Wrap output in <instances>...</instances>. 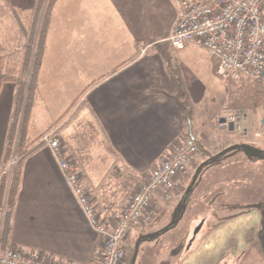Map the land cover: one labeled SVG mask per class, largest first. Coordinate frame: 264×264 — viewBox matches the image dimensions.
I'll return each instance as SVG.
<instances>
[{
	"label": "crops",
	"instance_id": "crops-1",
	"mask_svg": "<svg viewBox=\"0 0 264 264\" xmlns=\"http://www.w3.org/2000/svg\"><path fill=\"white\" fill-rule=\"evenodd\" d=\"M177 15L172 0H55L36 68L27 134L38 141L76 100L58 132L106 223L117 217L128 199L122 196L123 187L126 195L131 193L184 136L197 142L199 155L187 174L179 176L171 196H153L151 216L132 223L124 244L137 247L133 264L143 241L165 236L175 240L169 234L178 227L192 193L193 184L182 196L190 176L220 161L229 175L253 168L261 170L257 176L264 180V157L252 159L264 150L258 118L262 110L247 118L243 133L219 127L228 83L216 75L207 51L192 43L171 45ZM15 91L13 82L0 85V176ZM84 123L98 131L102 151L84 156L76 152L72 130L80 132ZM256 132L260 134L255 136ZM115 169L123 173L120 181ZM208 219L197 214L187 221L180 237L184 248L175 264H264L258 208L239 210L215 223L207 224ZM10 224L9 245L70 264H88L94 256L99 260V235L43 143L24 162Z\"/></svg>",
	"mask_w": 264,
	"mask_h": 264
},
{
	"label": "built area",
	"instance_id": "built-area-1",
	"mask_svg": "<svg viewBox=\"0 0 264 264\" xmlns=\"http://www.w3.org/2000/svg\"><path fill=\"white\" fill-rule=\"evenodd\" d=\"M177 9L170 43L182 47L192 43L209 53L215 61L216 75L224 80L258 79L264 70V0H172ZM221 129L243 133L246 112L222 107ZM58 128V127H57ZM56 126L39 139L51 151L66 182L75 195L89 224L99 235L98 264H123L124 240L132 223L145 221L151 214L153 196L168 199L179 176L187 174L199 155L196 140L186 135L164 156L131 191L125 205L111 223L101 219L100 210L88 196L72 156ZM259 135V133H257ZM0 264H70L50 259L38 251L10 244L0 253Z\"/></svg>",
	"mask_w": 264,
	"mask_h": 264
},
{
	"label": "rangeland",
	"instance_id": "rangeland-1",
	"mask_svg": "<svg viewBox=\"0 0 264 264\" xmlns=\"http://www.w3.org/2000/svg\"><path fill=\"white\" fill-rule=\"evenodd\" d=\"M34 3L35 0H0V58H2L3 63H19L25 53L26 41L28 38L29 40H32L30 34L31 31H34V38L36 37L41 11L39 15H37L38 18L36 19V22L34 21L35 23H33L32 16H35L34 13L38 12L34 7ZM244 80L246 79L238 78L237 80L230 81L240 83ZM225 104L230 108H233L229 105L228 98L223 106ZM237 109L245 111L248 116L247 118H249V116L256 110H250L245 107ZM257 109L262 110V106ZM80 113L81 112H78L75 116V124L81 116ZM258 118L261 120V117L258 116ZM248 122L249 119H247V127L249 124ZM59 124L60 122L55 124L56 128ZM87 124H85V128L81 126L80 132L72 130V136L74 135L75 140L78 142L75 150L77 149L80 154H83V156L89 154L93 155L98 151H102V146L98 144L100 138L98 137V131H93L91 126L88 128L86 126ZM52 127H54V125ZM260 128L262 131L264 130L262 124ZM82 129H84V131ZM257 133L258 132L255 133V136H258ZM78 136L80 137L78 138ZM40 137L38 139H40ZM13 162L14 159L11 160L10 165H4L3 173L11 168ZM226 170L227 169L223 166V163L218 161L211 168L204 169L203 172L198 171L196 175L190 176L191 181L188 186L185 185L182 196L187 193L186 191H188L191 184H193L191 190L192 193L189 196V201L186 202L178 217V227L169 234H173V237H175V240H173L174 242L166 240V238H170V236H165L159 240L156 239L154 242L143 241L139 246L135 264H164V262L175 264L176 259H178V256L180 255L179 253L184 248V242H181L180 246V237L185 233L187 221L196 217L197 214L208 216L209 219L207 224H210L215 223L221 218L239 212V210L243 211L251 207L259 209L262 205L261 202L264 200V180L262 177L257 176L261 173V170L257 171L252 168V170L240 171V176L235 175L234 173H230L229 175ZM115 171L117 172L115 178L120 181V177H122L123 173L118 169H115ZM126 185L128 186L127 182ZM124 188L125 187H123L122 196L129 197L130 191L126 195ZM237 201H239L238 204L241 209L237 207L238 205H235ZM178 207L180 206H177V209ZM196 227H194V229ZM6 248L0 249V253ZM124 248L126 249V252L124 250V256L126 258V253L133 252V249L130 248L129 244H124ZM151 254H153V257ZM123 264H125V259Z\"/></svg>",
	"mask_w": 264,
	"mask_h": 264
},
{
	"label": "trees",
	"instance_id": "trees-1",
	"mask_svg": "<svg viewBox=\"0 0 264 264\" xmlns=\"http://www.w3.org/2000/svg\"><path fill=\"white\" fill-rule=\"evenodd\" d=\"M54 2L55 0H35L34 7L38 11L35 19L38 18L37 15L41 11L39 28L35 38L34 31H31L32 40L28 38L26 41L22 60L19 63L9 64L7 62L3 63L2 58H0V85L3 82L16 84L14 107L3 151L4 165H10L12 159H14V162L11 164V168L0 176V249H4L9 245L10 217L20 189L24 162L28 156L41 146L39 139L37 141L28 136L27 124L36 92V68L45 33V24ZM227 82L229 85L228 102L231 107L236 109L245 107L255 110L262 106L264 99L263 77L246 79L240 83ZM75 103L76 100L58 117L56 123L63 120ZM74 112L71 113V117L75 114ZM66 124L67 121L61 123L60 128L65 127ZM257 157H264V150L260 155L252 156V159ZM261 203L262 205L259 207L261 219L258 234L264 254V200ZM136 248L125 258L126 264H133ZM97 261L94 256L88 264H98Z\"/></svg>",
	"mask_w": 264,
	"mask_h": 264
},
{
	"label": "water",
	"instance_id": "water-1",
	"mask_svg": "<svg viewBox=\"0 0 264 264\" xmlns=\"http://www.w3.org/2000/svg\"><path fill=\"white\" fill-rule=\"evenodd\" d=\"M262 77L264 78V70H263V73H262ZM261 124H262V126H263V128H264V99H263V104H262V118H261ZM201 225H202V221H201V222L198 224V226L194 229V231H193V234H194V235L199 231Z\"/></svg>",
	"mask_w": 264,
	"mask_h": 264
}]
</instances>
